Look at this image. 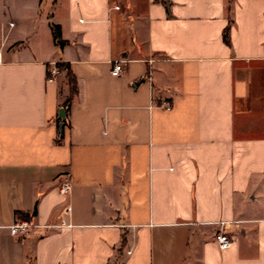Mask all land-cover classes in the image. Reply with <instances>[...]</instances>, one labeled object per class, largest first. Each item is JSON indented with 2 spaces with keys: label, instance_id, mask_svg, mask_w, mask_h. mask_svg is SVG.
<instances>
[{
  "label": "crops",
  "instance_id": "obj_1",
  "mask_svg": "<svg viewBox=\"0 0 264 264\" xmlns=\"http://www.w3.org/2000/svg\"><path fill=\"white\" fill-rule=\"evenodd\" d=\"M0 52V264H264V0H0Z\"/></svg>",
  "mask_w": 264,
  "mask_h": 264
},
{
  "label": "built area",
  "instance_id": "obj_2",
  "mask_svg": "<svg viewBox=\"0 0 264 264\" xmlns=\"http://www.w3.org/2000/svg\"><path fill=\"white\" fill-rule=\"evenodd\" d=\"M1 61H2V56H1V52H0V62ZM111 61H112L111 62L112 65H111V69H110L111 74H113V75L121 74L124 70L123 60L122 59H114ZM59 70L60 69L57 66V63H51L47 68L48 77L49 78L53 77L56 73H58ZM162 105H165L166 108H170V105L168 104L167 101H162ZM70 187H71V184H70L69 180L66 179L63 182H61V184L59 186V190L61 192H67L70 189ZM64 209H65V211H68L67 207H65ZM224 223L225 222H223V221L219 222L221 227L218 230V232L215 234V241H216L219 249H221V250L228 248L232 244V241H233L232 236H230L228 234V232L222 228ZM30 226H31V223L25 219H16L7 225L10 233L13 235H20V234L26 233L29 230Z\"/></svg>",
  "mask_w": 264,
  "mask_h": 264
},
{
  "label": "trees",
  "instance_id": "obj_3",
  "mask_svg": "<svg viewBox=\"0 0 264 264\" xmlns=\"http://www.w3.org/2000/svg\"><path fill=\"white\" fill-rule=\"evenodd\" d=\"M51 30H52V35H53V39L54 41L62 46V44L64 43V40L61 39L60 36V28L58 24H54L51 23ZM226 30H224V39L227 41V37H226ZM57 66L59 67L60 70H65L66 75L68 76V84H69V90H70V95L68 96L67 100H66V105H69V103L71 102L72 96L76 93V79L75 76L73 75V73L71 72V69L69 67V64L67 63H57Z\"/></svg>",
  "mask_w": 264,
  "mask_h": 264
},
{
  "label": "water",
  "instance_id": "obj_4",
  "mask_svg": "<svg viewBox=\"0 0 264 264\" xmlns=\"http://www.w3.org/2000/svg\"><path fill=\"white\" fill-rule=\"evenodd\" d=\"M59 117L61 118L60 122H59V125H60V129L62 128V125H63V121L65 119V111L63 108L60 109L59 111ZM34 209L36 208V205H34L33 207ZM35 213V212H34Z\"/></svg>",
  "mask_w": 264,
  "mask_h": 264
},
{
  "label": "rangeland",
  "instance_id": "obj_5",
  "mask_svg": "<svg viewBox=\"0 0 264 264\" xmlns=\"http://www.w3.org/2000/svg\"><path fill=\"white\" fill-rule=\"evenodd\" d=\"M66 79H67V81H68V76L66 75Z\"/></svg>",
  "mask_w": 264,
  "mask_h": 264
}]
</instances>
